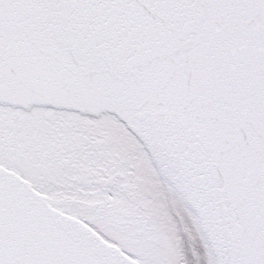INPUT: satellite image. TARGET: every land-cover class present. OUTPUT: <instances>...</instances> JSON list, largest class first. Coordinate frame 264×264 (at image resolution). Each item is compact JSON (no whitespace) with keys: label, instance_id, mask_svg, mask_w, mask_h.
Returning <instances> with one entry per match:
<instances>
[{"label":"snow or ice","instance_id":"6c2138e0","mask_svg":"<svg viewBox=\"0 0 264 264\" xmlns=\"http://www.w3.org/2000/svg\"><path fill=\"white\" fill-rule=\"evenodd\" d=\"M0 264H264V0H0Z\"/></svg>","mask_w":264,"mask_h":264}]
</instances>
